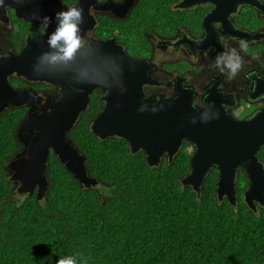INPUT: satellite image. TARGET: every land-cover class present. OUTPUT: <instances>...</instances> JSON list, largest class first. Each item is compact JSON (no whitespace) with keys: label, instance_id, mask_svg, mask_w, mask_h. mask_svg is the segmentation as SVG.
<instances>
[{"label":"trees","instance_id":"16d2710c","mask_svg":"<svg viewBox=\"0 0 264 264\" xmlns=\"http://www.w3.org/2000/svg\"><path fill=\"white\" fill-rule=\"evenodd\" d=\"M142 6L148 16L163 9L160 0ZM99 111L93 97L68 136L102 186L82 188L51 153L41 201L18 195L5 168L21 150L15 131L26 110L0 116V264H264V206L245 204L243 173L235 206L218 200L215 170L198 195L181 183L190 143L173 161L149 167L126 141L95 137L90 124Z\"/></svg>","mask_w":264,"mask_h":264},{"label":"water","instance_id":"95a60500","mask_svg":"<svg viewBox=\"0 0 264 264\" xmlns=\"http://www.w3.org/2000/svg\"><path fill=\"white\" fill-rule=\"evenodd\" d=\"M90 4L94 0H80L75 7L82 10L83 18L78 25V36L87 29L85 10ZM22 5L29 13L17 10V16L30 23L43 24L48 32L41 39L29 41L17 57L21 67L3 65L12 62L11 54L0 59V116L10 106L17 109L37 101L34 93L11 88L8 80L11 73L53 83L61 88L62 97L50 111L30 113L16 128L15 136L24 144V152L10 160L5 168L18 195L35 194L40 201L45 198L50 186L51 153L82 188L102 186L90 175L87 157L68 136L87 111L93 91L101 89L108 94L104 97L105 107L90 124L96 138L126 141L132 153L144 152L149 167H159L165 155L169 162L173 161L184 141H188L193 152L190 172L181 179L184 187H192L200 195L207 176L215 169L218 200L235 206L237 172L243 171L248 181L245 204L253 211H257V205L264 206V164L258 157L264 151V107L249 121H237L229 115H218L210 101H207L208 114L204 115L205 109L193 106L188 90L181 91L179 99L155 103L144 100L142 86L150 83L146 74L150 66L146 62L130 58L121 48L108 49L107 42H93L75 51L70 59H64L60 46L53 48L49 40L59 26L58 14L70 8L59 0H22ZM52 55L58 58L53 61Z\"/></svg>","mask_w":264,"mask_h":264},{"label":"flooded vegetation","instance_id":"af4514ba","mask_svg":"<svg viewBox=\"0 0 264 264\" xmlns=\"http://www.w3.org/2000/svg\"><path fill=\"white\" fill-rule=\"evenodd\" d=\"M59 1L70 9L80 3ZM144 1L94 0L85 10L87 29L79 36L76 51L93 42H107L108 49L121 48L130 58L146 62L150 83L142 86L144 100L155 103L179 99L181 91L188 90L193 106L205 109L204 115L208 114L207 101L217 108L218 115H229L237 121H249L262 110L264 0H160L163 9L149 16L142 6ZM17 10L29 13L22 0H0V59L13 56L11 63H3L6 68L21 67L17 57L29 41L41 39L48 32L43 24L18 17ZM8 80L13 90L37 97L35 103L17 108L26 110L25 118L30 113L50 111L62 97L61 88L53 83L29 80L18 72L11 73ZM107 94L95 89L88 108L94 97L101 111ZM185 143L189 142L184 141L181 149ZM19 144L22 153L24 144ZM258 157L264 164V151ZM240 173L243 171L237 172L238 176Z\"/></svg>","mask_w":264,"mask_h":264},{"label":"clouds","instance_id":"9594fccd","mask_svg":"<svg viewBox=\"0 0 264 264\" xmlns=\"http://www.w3.org/2000/svg\"><path fill=\"white\" fill-rule=\"evenodd\" d=\"M58 18L60 20L59 26L56 32L53 33L50 37L49 43L53 48H57L58 46H60L59 51L63 53L62 58L70 59L76 49L79 47L80 43L79 36L77 34L79 32L78 25L79 23H82V10L72 8L67 12L59 13ZM66 29L72 30V40H69L65 35L62 34ZM73 41H75L74 47L72 46ZM57 58V55H52L51 57L53 61H55ZM236 67H238V65ZM233 71H235V67L233 68ZM58 264H75V261L71 258L61 259L58 261Z\"/></svg>","mask_w":264,"mask_h":264},{"label":"snow or ice","instance_id":"6c2138e0","mask_svg":"<svg viewBox=\"0 0 264 264\" xmlns=\"http://www.w3.org/2000/svg\"><path fill=\"white\" fill-rule=\"evenodd\" d=\"M63 35H65L69 40H72V30L71 29H66L64 33H62ZM73 47L75 46V41H73Z\"/></svg>","mask_w":264,"mask_h":264}]
</instances>
